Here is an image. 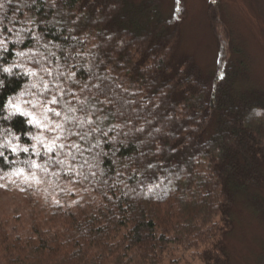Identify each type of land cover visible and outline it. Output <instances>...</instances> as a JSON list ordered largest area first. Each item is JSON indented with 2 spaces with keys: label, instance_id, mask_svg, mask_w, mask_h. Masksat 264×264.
<instances>
[{
  "label": "trees",
  "instance_id": "obj_1",
  "mask_svg": "<svg viewBox=\"0 0 264 264\" xmlns=\"http://www.w3.org/2000/svg\"><path fill=\"white\" fill-rule=\"evenodd\" d=\"M170 13L0 0V177L57 185L30 227H0V264H161L174 246L232 264L235 205L264 219V87L214 9L207 67Z\"/></svg>",
  "mask_w": 264,
  "mask_h": 264
},
{
  "label": "rangeland",
  "instance_id": "obj_2",
  "mask_svg": "<svg viewBox=\"0 0 264 264\" xmlns=\"http://www.w3.org/2000/svg\"><path fill=\"white\" fill-rule=\"evenodd\" d=\"M162 2L166 12L170 13L174 9L170 15L183 12L181 39L177 51L194 56L199 65L205 67L216 63V43L208 28V15L210 9H214L217 17L227 23L244 47L240 56L248 59L255 82L264 87V0ZM42 122L39 121L41 124ZM50 134L47 131L43 134L47 136V143L52 139ZM56 187V183L49 178L43 179L32 174L15 173L0 177V227L15 228L18 231L30 227L32 211L41 209L45 213L56 197L52 190ZM232 217L231 229L225 237L232 264H262L264 219L254 215L252 210L241 203L235 205ZM161 264H198V258L195 250L174 246L165 253Z\"/></svg>",
  "mask_w": 264,
  "mask_h": 264
}]
</instances>
